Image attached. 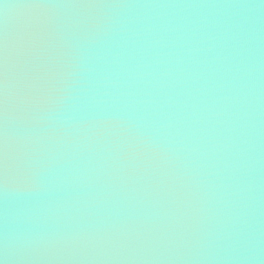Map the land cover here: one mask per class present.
Here are the masks:
<instances>
[{"label":"clouds","instance_id":"clouds-1","mask_svg":"<svg viewBox=\"0 0 264 264\" xmlns=\"http://www.w3.org/2000/svg\"><path fill=\"white\" fill-rule=\"evenodd\" d=\"M0 264H264V0H0Z\"/></svg>","mask_w":264,"mask_h":264}]
</instances>
